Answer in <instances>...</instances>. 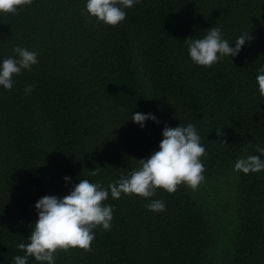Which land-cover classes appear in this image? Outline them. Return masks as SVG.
<instances>
[{"label":"trees","instance_id":"1","mask_svg":"<svg viewBox=\"0 0 264 264\" xmlns=\"http://www.w3.org/2000/svg\"><path fill=\"white\" fill-rule=\"evenodd\" d=\"M84 6L32 0L0 13V58L16 45L39 52L11 90L0 87V264L24 255L17 245L28 243L40 197L63 196L80 179L107 188L158 148L165 125L179 123L195 124L201 136L205 179L195 189L158 188L152 198L109 194L112 227L94 229L90 250L58 249L55 264H264V171L234 169L264 147L256 83L264 0H139L115 26ZM213 25L230 42L248 32L252 39L237 56L199 66L184 39ZM135 112L158 122L140 128ZM148 199L166 209H146Z\"/></svg>","mask_w":264,"mask_h":264},{"label":"clouds","instance_id":"2","mask_svg":"<svg viewBox=\"0 0 264 264\" xmlns=\"http://www.w3.org/2000/svg\"><path fill=\"white\" fill-rule=\"evenodd\" d=\"M32 0H0V13H15L21 5ZM139 0H85L83 11L105 25L115 26L126 18L125 9L131 8ZM252 37L248 33L239 35L233 42L224 38L222 29L212 26L201 38L184 39L191 61L199 66L211 67L224 58L237 56L242 46ZM14 55L0 58V87L11 90L14 77L23 71H30L39 62V52L16 45ZM256 83L259 93L264 96V65L257 70ZM33 85H26L25 93H31ZM131 120L140 128L145 122L157 121L153 113H132ZM217 136L225 134L216 129ZM220 143H226L221 141ZM259 155H247L238 158L234 169L245 174L264 171V147L257 145ZM206 148L201 143L195 124L179 123L175 127L165 125L158 148L147 158L139 159L138 165L121 174L105 188L88 179L73 183L71 190L63 196L44 195L34 204L37 219L27 237L28 243L21 242L17 247L24 255L13 257L12 264H27L29 257L37 262L55 264L58 249L67 250L79 247L90 250L98 226L105 230L112 227L113 206L103 203L109 198L119 199L122 194H135L152 198L158 188L173 193L179 184L184 183L195 189L204 179V164L201 157ZM96 167L92 174L95 175ZM65 182L71 177L65 176ZM150 211L162 212L166 203L162 199H148L145 204Z\"/></svg>","mask_w":264,"mask_h":264}]
</instances>
